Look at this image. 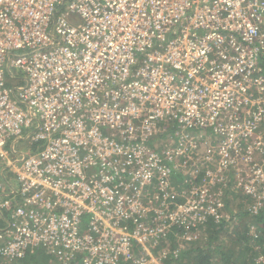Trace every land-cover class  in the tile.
Segmentation results:
<instances>
[{"label":"built area","instance_id":"obj_1","mask_svg":"<svg viewBox=\"0 0 264 264\" xmlns=\"http://www.w3.org/2000/svg\"><path fill=\"white\" fill-rule=\"evenodd\" d=\"M230 186L264 206V0H0V264H164Z\"/></svg>","mask_w":264,"mask_h":264},{"label":"trees","instance_id":"obj_2","mask_svg":"<svg viewBox=\"0 0 264 264\" xmlns=\"http://www.w3.org/2000/svg\"><path fill=\"white\" fill-rule=\"evenodd\" d=\"M30 144V143H29ZM42 146L41 141L30 144L28 150H38ZM179 174L175 183L183 185L180 189V196L176 202L186 198L191 184H200L201 179L197 175H190L189 171ZM232 186V185H231ZM227 187V192L233 199L242 195L236 190ZM188 191V192H187ZM187 192V193H186ZM186 193V194H185ZM179 194V191H178ZM177 194V195H178ZM246 202L231 214V221L215 222L208 218L207 221L198 226L197 232L193 228H182L172 226L166 237L162 239L159 246L169 248L164 264H264V206L257 212L250 209L249 196L243 195ZM228 204H225V210ZM187 232L192 236L190 240H181L177 234ZM160 248V247H159ZM177 249L175 256L173 251ZM261 257L260 259L258 257ZM50 259L53 264H58L56 257L44 250L30 252L21 259L20 264H46ZM46 262V263H45ZM60 264V263H59ZM151 264V263H146Z\"/></svg>","mask_w":264,"mask_h":264},{"label":"rangeland","instance_id":"obj_3","mask_svg":"<svg viewBox=\"0 0 264 264\" xmlns=\"http://www.w3.org/2000/svg\"><path fill=\"white\" fill-rule=\"evenodd\" d=\"M165 124V125H164ZM163 126L164 127H169V128H179V126L177 125V123L175 122V121H172V120H168V121H165V122H163ZM168 128V129H169ZM170 130V129H169ZM184 132V134H186L188 137L189 136H192V135H194V134H201V136H202V143H201V149H203L204 148V143H203V141L206 139V132H204L203 130H200V129H198V130H189V129H187V130H185V131H183ZM166 139H168V137L167 136H165L164 138H163V140L162 141H159L157 144L158 145H160V144H162V142L163 141H165ZM175 142H176V138H175ZM22 144V147H23V152H25V150H28V149H30V144H29V141L28 140H26L25 142H22L21 143ZM9 151L11 152V154L12 155H16V154H14V153H12V150H11V148L9 147ZM187 167V169L188 168H190V166L187 164V165H185L184 166V168H186ZM183 168V169H184ZM182 169V170H183ZM183 172V171H182ZM238 176H239V178H240V180H242V181H244V179L246 178L245 177V175H241L240 174V172L238 173ZM180 177H182V174H180ZM236 177H237V175H236V171L235 170H231V171H229L227 174H226V181H228V183L229 184H232V183H237V179H236ZM179 179V178H178ZM174 182V181H173ZM219 184V182L218 181H215L214 182V186L212 187L213 188V190L215 191L218 187H220V185H218ZM183 186V185H182ZM220 190V188L218 189V191ZM221 190H222V193H223V195H224V201H225V204H226V202H227V204H228V211L230 212V213H233L234 211H237L238 210V208L240 207V206H242L245 202H246V198H241V196H243V195H246L245 193H243V192H240V191H238V193L239 194H242V195H240V196H238V197H236V198H234L233 199V196H230L229 194H228V190H227V188H224V190L221 188ZM218 191H216V192H218ZM249 204H253V200H249ZM231 221V220H230ZM229 222V221H228ZM196 231V230H195ZM197 232V231H196ZM192 238V237H191ZM261 257H263L264 258V255H260ZM258 257L259 259L261 258V257ZM21 261V260H20ZM20 261H17V262H15V263H13V264H20ZM31 261V260H30ZM30 261H28L27 260V263L26 264H30ZM46 261H48L46 264H53L51 261H50V259H46ZM21 264H23V263H21ZM34 264V263H33ZM37 264H39V261H38V263Z\"/></svg>","mask_w":264,"mask_h":264},{"label":"crops","instance_id":"obj_4","mask_svg":"<svg viewBox=\"0 0 264 264\" xmlns=\"http://www.w3.org/2000/svg\"><path fill=\"white\" fill-rule=\"evenodd\" d=\"M232 196V195H231Z\"/></svg>","mask_w":264,"mask_h":264}]
</instances>
